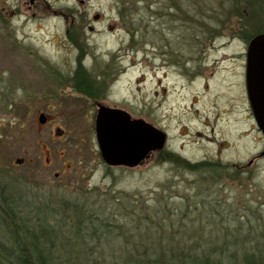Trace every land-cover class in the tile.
Wrapping results in <instances>:
<instances>
[{"label": "rangeland", "instance_id": "1", "mask_svg": "<svg viewBox=\"0 0 264 264\" xmlns=\"http://www.w3.org/2000/svg\"><path fill=\"white\" fill-rule=\"evenodd\" d=\"M260 32L264 0H0L1 251L264 253V136L245 89ZM98 104L163 130L166 153L107 165Z\"/></svg>", "mask_w": 264, "mask_h": 264}, {"label": "water", "instance_id": "2", "mask_svg": "<svg viewBox=\"0 0 264 264\" xmlns=\"http://www.w3.org/2000/svg\"><path fill=\"white\" fill-rule=\"evenodd\" d=\"M245 89L255 123L264 136V32L247 43ZM38 121L44 123L46 115L40 113ZM94 130L100 156L109 166L135 167L166 142V133L160 128L104 104L97 105ZM258 156H264V148Z\"/></svg>", "mask_w": 264, "mask_h": 264}, {"label": "trees", "instance_id": "3", "mask_svg": "<svg viewBox=\"0 0 264 264\" xmlns=\"http://www.w3.org/2000/svg\"><path fill=\"white\" fill-rule=\"evenodd\" d=\"M37 258H40V254ZM234 259L224 258L223 254L211 257L206 253L196 255L191 252L178 255L169 253L166 256L158 255L151 258L150 255L142 253V256L123 258V264H264V253L245 254L241 260L234 261ZM29 261L24 253L9 250L1 251L0 249V264H30Z\"/></svg>", "mask_w": 264, "mask_h": 264}, {"label": "flooded vegetation", "instance_id": "4", "mask_svg": "<svg viewBox=\"0 0 264 264\" xmlns=\"http://www.w3.org/2000/svg\"><path fill=\"white\" fill-rule=\"evenodd\" d=\"M246 97H247V95H246ZM247 102H248V98H247ZM248 104H249V102H248ZM249 106V109H250V105H248ZM95 115H96V112H95ZM46 121H47V116H46ZM44 122V123H41V124H46L47 122H49V121H47V122ZM94 126H95V118H94ZM63 133H64V130L63 129H60V131H58V135H60V136H62L63 135ZM163 150V148L162 149H160L159 150V153H166V152H160V151H162ZM152 153V152H151ZM150 153V154H151ZM258 157V156H257ZM256 158V157H255ZM254 158V159H255ZM249 164L247 163V166H248ZM243 168H245L244 166H243ZM55 175H58V173H55Z\"/></svg>", "mask_w": 264, "mask_h": 264}]
</instances>
